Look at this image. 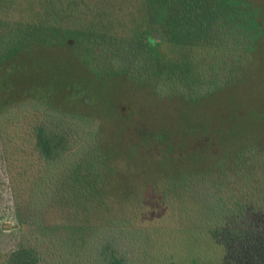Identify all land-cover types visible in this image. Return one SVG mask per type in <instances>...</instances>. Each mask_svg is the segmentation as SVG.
Wrapping results in <instances>:
<instances>
[{
	"label": "trees",
	"instance_id": "16d2710c",
	"mask_svg": "<svg viewBox=\"0 0 264 264\" xmlns=\"http://www.w3.org/2000/svg\"><path fill=\"white\" fill-rule=\"evenodd\" d=\"M263 37L250 0H0V70L63 50L159 101L242 85ZM128 107L130 134L42 101L0 111V264H264V142L186 158ZM217 136L225 149L241 134Z\"/></svg>",
	"mask_w": 264,
	"mask_h": 264
},
{
	"label": "rangeland",
	"instance_id": "374dc122",
	"mask_svg": "<svg viewBox=\"0 0 264 264\" xmlns=\"http://www.w3.org/2000/svg\"><path fill=\"white\" fill-rule=\"evenodd\" d=\"M250 1L260 6L264 21V0ZM258 46V56L242 85L198 104L159 101L144 87L141 91L135 90L121 78H97L68 51L33 52L0 70V111L24 102L42 101L65 112L97 119L99 124L112 133L120 129L130 134L134 128L126 118L130 114L129 110L134 109L138 114L136 117L132 116L135 124L162 132V138L170 134L171 140L164 137L162 146L167 148L173 142L174 146H178L177 154L181 153V146L183 157L187 158L195 151L203 155L212 152L217 154L218 147L222 156L225 154L224 156L231 157L239 148L248 144L252 137L264 142V37L258 42ZM251 73L253 75L249 78ZM128 104L129 113L118 122ZM251 123L254 127L250 126V130L256 133L254 136H250L248 129ZM217 131L220 132V137L229 132H239L241 136L232 148L227 146L224 149L219 145L221 141ZM204 138L210 140L205 142ZM212 141L217 142L218 147ZM209 146H212L210 153ZM5 182L6 176L0 166L1 207L6 198L3 195ZM4 223L12 225L10 220H5ZM198 236L187 235L183 240L184 249H202ZM208 257H212V254L203 253V264H208Z\"/></svg>",
	"mask_w": 264,
	"mask_h": 264
}]
</instances>
